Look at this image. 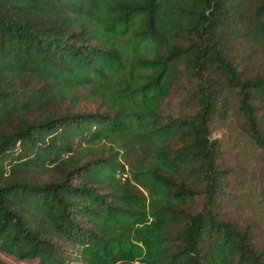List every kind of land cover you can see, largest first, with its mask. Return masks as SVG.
<instances>
[{
    "label": "trees",
    "instance_id": "trees-1",
    "mask_svg": "<svg viewBox=\"0 0 264 264\" xmlns=\"http://www.w3.org/2000/svg\"><path fill=\"white\" fill-rule=\"evenodd\" d=\"M229 126L264 150V0H0V264H264Z\"/></svg>",
    "mask_w": 264,
    "mask_h": 264
},
{
    "label": "rangeland",
    "instance_id": "rangeland-1",
    "mask_svg": "<svg viewBox=\"0 0 264 264\" xmlns=\"http://www.w3.org/2000/svg\"><path fill=\"white\" fill-rule=\"evenodd\" d=\"M214 138L226 149L225 163L234 169L228 190L226 213L241 223L252 221L258 241L264 245V150L256 148L233 126L218 128ZM8 264H38L37 261L5 259Z\"/></svg>",
    "mask_w": 264,
    "mask_h": 264
}]
</instances>
